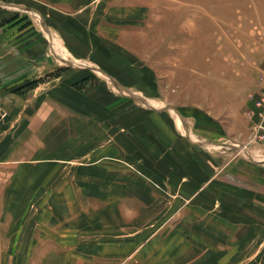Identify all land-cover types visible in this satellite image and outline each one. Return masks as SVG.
<instances>
[{
    "label": "crops",
    "instance_id": "obj_1",
    "mask_svg": "<svg viewBox=\"0 0 264 264\" xmlns=\"http://www.w3.org/2000/svg\"><path fill=\"white\" fill-rule=\"evenodd\" d=\"M151 2L0 0V264H264V89L197 100Z\"/></svg>",
    "mask_w": 264,
    "mask_h": 264
},
{
    "label": "rangeland",
    "instance_id": "obj_2",
    "mask_svg": "<svg viewBox=\"0 0 264 264\" xmlns=\"http://www.w3.org/2000/svg\"><path fill=\"white\" fill-rule=\"evenodd\" d=\"M152 1V5H157L161 12L159 10L157 14V11L154 12L157 17L154 15L151 21L162 20L161 25L166 27V32H169L171 27L172 30L175 29V35L178 34L177 43L169 42L153 46V51L162 52L166 59L169 58L165 61L166 69L176 68L180 64L182 69L190 67L197 71L196 77L191 78V82H195L198 88L195 94L197 100H204V91L210 86H213L214 90L215 86L220 85L241 88L244 98L248 100L254 96V92L260 91L258 85L264 89V26L258 28L255 22L256 14L253 15L255 10V12L264 11V0ZM227 5L228 13L221 14L215 11ZM211 9L214 12L211 13ZM238 9L241 12L238 13ZM199 37L204 38L203 40H207L208 43H195L194 41ZM259 70L262 72L259 73ZM119 78L123 81L122 76ZM171 78H166L165 81ZM181 81L186 84L190 82L189 78L184 76ZM262 94L264 91L259 95ZM127 95L131 96L130 99L136 104L145 105L141 97ZM168 99L172 100L171 95ZM165 107L169 106L166 104ZM219 111L221 112L220 102L214 100L213 113ZM217 133L220 135L221 132ZM216 142L218 141L214 140L210 145L220 150L221 147ZM246 143L232 141L226 146L229 151H233L246 162L262 159L253 154L264 151V142L251 138Z\"/></svg>",
    "mask_w": 264,
    "mask_h": 264
},
{
    "label": "built area",
    "instance_id": "obj_3",
    "mask_svg": "<svg viewBox=\"0 0 264 264\" xmlns=\"http://www.w3.org/2000/svg\"><path fill=\"white\" fill-rule=\"evenodd\" d=\"M255 105L257 107L262 108V112L260 114V122L256 127V135L255 139L261 140L264 142V94L261 96L259 95V98L255 100Z\"/></svg>",
    "mask_w": 264,
    "mask_h": 264
}]
</instances>
